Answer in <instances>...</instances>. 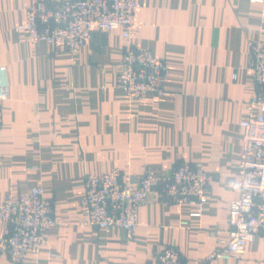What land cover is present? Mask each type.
<instances>
[{
    "label": "crops",
    "instance_id": "obj_1",
    "mask_svg": "<svg viewBox=\"0 0 264 264\" xmlns=\"http://www.w3.org/2000/svg\"><path fill=\"white\" fill-rule=\"evenodd\" d=\"M31 4L0 0V68L9 84L0 104V203L40 186L59 223L38 255L16 263L0 253V264H157L165 247L188 264H264V235L241 259L208 261L230 239L240 193V124L256 94L251 42L264 35V0H141L129 40L120 29L95 30L78 51L19 30ZM129 42L166 61L164 96L131 99L117 88ZM183 162L213 176L201 216L190 202L155 192L133 239L83 224L87 174L151 168L164 176Z\"/></svg>",
    "mask_w": 264,
    "mask_h": 264
},
{
    "label": "built area",
    "instance_id": "obj_2",
    "mask_svg": "<svg viewBox=\"0 0 264 264\" xmlns=\"http://www.w3.org/2000/svg\"><path fill=\"white\" fill-rule=\"evenodd\" d=\"M141 0H32L25 30L33 42L45 41L56 49L78 51L95 30L120 29L129 40ZM251 78L256 90L241 121L243 149L238 171L240 193L231 202L230 239L221 243L208 261L241 259L249 242L264 235V35L251 42ZM167 63L150 50L129 42L117 88L131 99L166 93ZM9 99L6 67L0 68V104ZM213 176L200 165L183 162L170 174L159 176L149 168L140 176L120 169L102 175L87 174L79 204L84 225L98 229H124L133 239L139 227L140 208L155 192L177 202L188 201L201 216L207 208ZM0 253L16 263L28 254L38 255L47 231L59 221L53 201L37 186L19 196L7 195L0 203ZM186 224V223H185ZM216 236V232H212ZM157 264H188L173 247L160 249Z\"/></svg>",
    "mask_w": 264,
    "mask_h": 264
}]
</instances>
